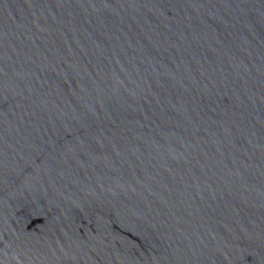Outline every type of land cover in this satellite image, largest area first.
Returning a JSON list of instances; mask_svg holds the SVG:
<instances>
[{"label":"water","instance_id":"water-1","mask_svg":"<svg viewBox=\"0 0 264 264\" xmlns=\"http://www.w3.org/2000/svg\"><path fill=\"white\" fill-rule=\"evenodd\" d=\"M0 264H264V0H0Z\"/></svg>","mask_w":264,"mask_h":264}]
</instances>
